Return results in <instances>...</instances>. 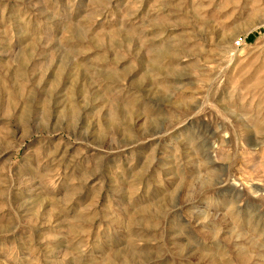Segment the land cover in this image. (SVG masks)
<instances>
[{
  "label": "rangeland",
  "instance_id": "rangeland-1",
  "mask_svg": "<svg viewBox=\"0 0 264 264\" xmlns=\"http://www.w3.org/2000/svg\"><path fill=\"white\" fill-rule=\"evenodd\" d=\"M0 264H264V0H0Z\"/></svg>",
  "mask_w": 264,
  "mask_h": 264
}]
</instances>
